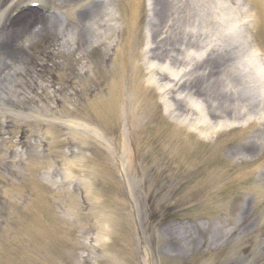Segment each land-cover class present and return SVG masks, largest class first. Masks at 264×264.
<instances>
[{
	"label": "rangeland",
	"instance_id": "374dc122",
	"mask_svg": "<svg viewBox=\"0 0 264 264\" xmlns=\"http://www.w3.org/2000/svg\"><path fill=\"white\" fill-rule=\"evenodd\" d=\"M137 1L134 49L150 108L136 117L122 104L107 118L95 105L109 95L106 72L116 61L106 67L98 48L58 52L79 8L0 0V29L31 10L46 18L44 25L31 20L13 46L22 52L11 54L0 42L1 61H14H0L8 68L0 88L3 264H264V7L219 0L225 19L203 29L205 42L195 48L177 42L178 24L152 42L153 0ZM111 2L117 18L132 5ZM112 23L122 28L119 19ZM116 32L107 31L111 42ZM224 43L253 107L219 122L183 88L201 76L194 70L204 55ZM155 44L168 56L149 58ZM123 93L130 97L131 89ZM181 101L192 119L176 110Z\"/></svg>",
	"mask_w": 264,
	"mask_h": 264
},
{
	"label": "bare ground",
	"instance_id": "6f19581e",
	"mask_svg": "<svg viewBox=\"0 0 264 264\" xmlns=\"http://www.w3.org/2000/svg\"><path fill=\"white\" fill-rule=\"evenodd\" d=\"M233 1V0H227ZM256 4L260 5V8L264 7L263 0H254ZM219 0H153V18L150 20L151 25V39L152 42L157 40L160 33L168 25H179L180 35H176L177 42L183 43L186 46H192L195 48L200 47L205 42L203 38L205 32L203 29L207 28L212 30L215 25L220 24L225 18L223 12L225 8L219 7ZM65 5L75 6L79 8L78 16L75 17L72 29H70L71 38L68 36L66 40L58 41V52L66 53L65 49L71 45L76 50L92 48V50H101L102 63H108L111 59H114L112 68L106 73L113 77V81L109 86V95L100 104L95 105L98 109V114L106 115L107 118H111L114 111L121 108L122 104L124 109L130 105L131 109L136 117L139 114L144 113L150 108V101L145 98L143 92L142 83L140 81L139 73L140 68L136 63V59L141 57L140 51L134 49V30L138 21V1L131 0V7L124 8L125 14L116 17L115 14H111L108 4L111 5V0H62ZM239 6V5H238ZM220 8L218 10L217 8ZM235 11L241 12V9L233 7ZM122 11V10H121ZM34 15L35 18L29 16ZM26 12L23 20H19L16 17L12 22L10 28L4 30V27L0 29V42L3 43L6 48H11V54H18L22 52V48L14 47L19 45V42L23 39L24 35L28 32L29 27L33 22L32 19L39 20L43 25L45 21L44 15L39 16L37 10H31ZM260 13L264 19V9ZM52 17V16H51ZM120 20L122 22V28L112 23ZM34 20V21H35ZM56 22L50 23V27L54 28L57 25L56 18L53 19ZM228 22V20H227ZM187 27H193L201 29L198 34H194L192 31H188ZM121 28V29H120ZM115 35L118 31L120 36L115 41L111 42V37L107 34V31ZM101 30L105 31V34H101ZM46 29H42L45 32ZM22 34V37H20ZM99 37L100 42L95 44L96 38ZM58 39V37L56 38ZM75 41L73 45L71 43ZM55 41V40H54ZM16 42V44H14ZM225 44V43H224ZM90 46V47H89ZM228 44L224 45V50L212 51L208 55H204V59L201 63L195 66L194 73H197L198 78L191 81L188 85H185L184 93L196 101L203 102L204 115L213 121H230L237 119L241 115L238 114L240 107L252 108L253 103L252 96L244 91L245 76L238 71L237 65L230 63L231 48L225 49ZM159 46L151 47L149 50V58H160L168 56L169 52L157 48ZM157 49V51L155 50ZM86 53H83L85 56ZM4 57V56H2ZM1 61V56H0ZM11 62L14 65L12 57L2 59L1 63ZM115 65V68H114ZM8 69V68H7ZM0 69V88L4 85V76L6 70ZM77 77L81 80L86 78V72L81 69L76 70ZM164 76V73H163ZM155 77L156 83H163L164 78ZM165 86V84H164ZM128 88L131 89V96L125 97L123 93ZM129 98V102L126 99ZM176 110L188 118H191V113L187 107L176 102ZM202 114V113H199ZM248 116L245 114L243 118ZM253 147V146H252ZM20 163V162H19ZM21 164V163H20ZM4 213V204L0 202V215ZM4 245V244H3ZM4 246H1V248ZM0 251H2L0 249ZM0 264H3L0 259Z\"/></svg>",
	"mask_w": 264,
	"mask_h": 264
}]
</instances>
